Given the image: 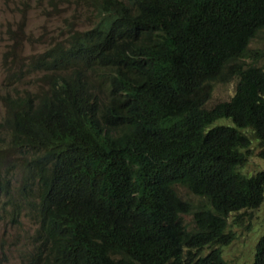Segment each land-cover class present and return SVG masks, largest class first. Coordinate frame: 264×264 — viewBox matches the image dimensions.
<instances>
[{"label": "trees", "instance_id": "16d2710c", "mask_svg": "<svg viewBox=\"0 0 264 264\" xmlns=\"http://www.w3.org/2000/svg\"><path fill=\"white\" fill-rule=\"evenodd\" d=\"M93 1L92 27L7 74L0 223L37 225L28 264H227L229 215L264 200L244 167L253 143L264 160V0Z\"/></svg>", "mask_w": 264, "mask_h": 264}, {"label": "rangeland", "instance_id": "374dc122", "mask_svg": "<svg viewBox=\"0 0 264 264\" xmlns=\"http://www.w3.org/2000/svg\"><path fill=\"white\" fill-rule=\"evenodd\" d=\"M95 3L93 0H0V96L8 89L7 74L25 69L29 57L45 47L61 41L73 30L92 27L95 23ZM251 47L260 46L258 40L252 41ZM264 65V59L257 61ZM35 74L27 78H33ZM27 80V79H26ZM14 84L25 87L15 79ZM236 81L231 80L213 85L208 101L211 106L218 101L229 99L235 90ZM5 107L0 100V119ZM232 125L230 119L220 118L213 125ZM247 171L253 173L264 167V160L257 156L256 143L245 164ZM21 175V174H20ZM18 176V179L20 178ZM190 200L197 197L189 195ZM198 199L194 202H197ZM229 215V228L234 231V242L222 247V256L227 264H249L253 260L255 244L264 232V200L252 211L250 223L243 221L234 225ZM190 222L191 216L184 215ZM253 222V223H251ZM249 224V231L245 225ZM37 225L27 218H22L14 226L0 223V264H28L22 257L27 250L28 239L32 238ZM207 250V249H206Z\"/></svg>", "mask_w": 264, "mask_h": 264}]
</instances>
